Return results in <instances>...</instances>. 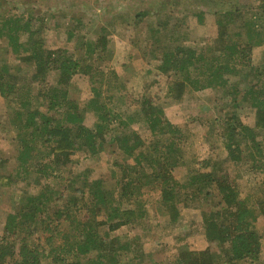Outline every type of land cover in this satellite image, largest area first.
Wrapping results in <instances>:
<instances>
[{"label":"trees","instance_id":"1","mask_svg":"<svg viewBox=\"0 0 264 264\" xmlns=\"http://www.w3.org/2000/svg\"><path fill=\"white\" fill-rule=\"evenodd\" d=\"M199 1L212 11L216 26L211 43L201 48L184 44L187 27L163 5L154 24L146 20L148 10L134 11L128 0H116L114 17L142 57L150 53L155 60V83L165 77L167 100L225 92L232 113L211 120L206 138L210 151L223 147L222 160L184 156L188 132L166 119L155 96L145 90L133 98L116 72L103 70L100 63L108 59L106 46L116 32L107 26L115 19L108 17L92 39L87 31H67L75 38L70 52L47 46L50 19L32 5L0 3V98L13 111V136L0 147V187L16 195L0 229V264H264V192L247 202L222 167L245 166L264 183V0L246 11ZM231 24L244 33H230ZM255 47L263 49L257 62ZM23 67L31 72L21 74ZM109 75L105 94L101 82ZM81 86L91 93L83 104L70 98ZM242 109L248 111L246 123ZM135 125L149 133V142ZM106 167L118 174L113 184L94 176ZM178 167L188 168L180 180L173 175ZM150 192L164 213L155 223L145 198ZM187 208L199 211L205 248L178 244L167 260H155L161 244L145 236L173 231ZM124 227L136 234L112 235Z\"/></svg>","mask_w":264,"mask_h":264},{"label":"rangeland","instance_id":"2","mask_svg":"<svg viewBox=\"0 0 264 264\" xmlns=\"http://www.w3.org/2000/svg\"><path fill=\"white\" fill-rule=\"evenodd\" d=\"M217 1L221 2L224 9H232L241 6L245 7L258 3L256 0ZM0 3L3 4V7L11 8H13L12 6L27 7V4L32 5L34 12H42V14L46 15L45 17L50 19L49 26L51 29L49 36L48 34L46 36L47 46L55 47L58 45L70 52H73L72 48H74L75 38L69 39L67 37V31L73 28L80 30L79 32L81 34L87 31L88 33L85 35L86 38L92 39L94 30L99 26H104L106 22L105 20L108 17L110 18V21L115 19V22H113L115 23L113 24L114 26H107V28L114 27L116 32L111 36V39H109V43L106 46V59H108L104 62L101 61L100 63L103 70H105V72L106 70H113L116 72L119 80L123 83L126 92H128L131 97L136 98L138 93L145 90H147V94L150 96H155L154 100L163 107L166 119L170 123L183 126L188 132L187 146L184 147L185 152H183L184 156L187 158L194 156L197 160L206 158V156L222 160L226 156V153H224V149L220 144L216 150L213 149V151H210L209 143L206 141V138L209 137V134L207 136L209 122L216 118L221 119L224 115H230L232 113V107L228 102V97L225 92L220 90H215L214 92L204 90L188 93L182 103H172L167 100L164 96V85L166 83L164 80L165 77H158V84L155 83V60L150 57V53L149 55L148 53H145L142 57L141 51L137 50L133 44L129 43V37L127 38L124 27L119 26V23H121L120 17H117V19L114 17L119 13L117 12L118 8L116 0H0ZM131 3L134 11L148 10L152 15L150 14L151 16H148L146 20L153 24V15L157 13L158 10H162V5L167 11L172 10V19L176 21L183 20L182 25L187 27L186 33L188 37L184 44L190 47L201 48L202 46L208 45L211 43L210 41L215 35V16L211 14L212 11H206V6H204V2L202 1L133 0L130 2V0H128V4ZM246 8L247 7L242 10L246 11ZM201 10L203 12H199ZM113 12H116V14ZM198 14L201 18L197 16ZM128 24L135 25L134 21L131 22V20H129ZM137 26L139 30H141V27H145V24L143 22L137 24ZM182 32L183 31L181 30V33ZM236 32L244 33V28L241 25L236 26V24H234L233 26L231 24L230 33L235 34ZM0 44L3 45V42ZM262 52L263 49L260 47H255L252 50V59L254 62H257L262 58ZM30 72L31 67H23L20 69V73L23 75H28ZM233 79V76H228L230 82H232ZM109 82H111L110 75L106 80L102 79V90L105 94H110L107 91V87L109 88L107 84H109ZM158 90H160L159 93H156ZM72 91L73 93L70 98L81 104H83L86 98H89L91 94L88 86L76 87ZM244 113H248V111L242 109L240 115L243 116ZM242 120L246 123L244 116L242 117ZM12 121V109H10L0 98V147H6V144L10 143V139L13 136L11 129ZM133 127L137 132L139 131L145 144L150 141L149 133L146 130L138 125ZM210 135L211 137H215L213 132L210 133ZM262 146L264 150V143ZM222 167L227 169L229 179L237 188L240 197H248L247 199L249 200L247 202H252L254 198H257L258 194L264 192V183L262 184L260 182L262 177L260 175H251L248 172L247 167L242 166L238 168L235 165L228 163L223 164ZM75 168H78V166L73 169ZM109 169L111 168L106 167V169H96L97 171L94 173V176L100 175L106 184H113L118 174L115 172L114 175H111ZM112 169H114V167ZM187 172V167H178L173 170V175L180 180ZM156 197L157 195L153 192L145 194V198L149 201V210L155 214V217H152L154 218V223L158 220V217L162 214L164 215V213L158 209V205H156ZM15 201L16 195L14 191H9L0 187V229L2 228L6 213L12 212L14 206H16ZM262 222L263 221L260 218L259 223ZM202 227L203 224L199 211L194 210L193 208H187L182 210V218L173 231H162L161 234L158 231H155L151 235L148 234L147 237L145 236V239L148 238L146 239L147 241L150 240L156 242V244L158 242L161 244L159 246V252L155 253V260H167L169 255L171 256L173 254L175 246L178 244L186 243L191 250L204 249L206 242ZM135 234L136 230L134 228L124 227L112 235L117 236L120 239H125ZM182 234H185V236H182ZM39 235L40 234L33 235V238L36 239ZM144 264L148 263L145 262Z\"/></svg>","mask_w":264,"mask_h":264}]
</instances>
